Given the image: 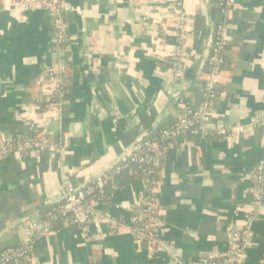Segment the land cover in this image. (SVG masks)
<instances>
[{"label": "crops", "instance_id": "1", "mask_svg": "<svg viewBox=\"0 0 264 264\" xmlns=\"http://www.w3.org/2000/svg\"><path fill=\"white\" fill-rule=\"evenodd\" d=\"M178 2L187 28L181 57L187 69L180 82L173 77ZM66 5L68 92L56 118L43 117L37 107L45 96L36 82L57 60L51 17L45 11L20 13L0 0V141L38 127L60 145V153L1 159L0 244L26 245L23 221L60 199L62 178L84 185L115 167L139 134L177 117L173 98L187 99L195 110L205 100L200 83L219 16L210 0H66ZM226 35L232 46L211 122L246 126L264 114V0H237ZM155 95V104L131 116ZM207 131L206 137L181 138L162 163L158 253L146 251L125 229L63 225L33 246L31 264H193L221 253L229 229L244 225L253 172L264 158V130L224 138L213 135L214 127ZM141 194V182L133 181L110 191L98 211L128 226L129 209ZM251 232L241 264H264V209Z\"/></svg>", "mask_w": 264, "mask_h": 264}, {"label": "built area", "instance_id": "2", "mask_svg": "<svg viewBox=\"0 0 264 264\" xmlns=\"http://www.w3.org/2000/svg\"><path fill=\"white\" fill-rule=\"evenodd\" d=\"M9 6L20 13L38 11L48 12L53 24L52 44L57 60L48 66L44 75L39 77L36 85L41 89L45 99L38 103V109L45 103L42 116L50 115L58 118L65 103L67 89L65 76L67 73L66 53L71 38L64 20L66 12L65 0H8ZM237 0H218L215 8L222 21L216 26L211 41L209 55L206 59L207 79L203 85L204 103L198 110L191 111L187 107L181 109L176 121L167 128L161 129L152 137L137 141L125 153L119 163L97 175L86 185L73 186L66 177L61 180L60 194L64 199L45 209L36 219H25L23 231L27 236V244L20 248H6L0 252V264H31L32 248L43 242L53 231V226L61 221L64 225H71L79 229L92 227L95 230L106 225L111 232H126L139 245L145 242V250L155 255L161 249L163 219L159 209V186L161 180L153 182L150 177L161 171V165L168 149L173 148L177 139L187 133L208 136L207 126L214 125V136L229 137L246 129L261 128L264 130V114H259L249 120L246 126L232 125L224 121L211 122V107L219 98L217 94L218 79L225 66L224 51L232 40L226 35V24ZM179 15L176 21L177 43L175 57L174 80L180 82L184 77L186 65L181 61L183 43L186 38V17L183 12V2H178ZM164 43L161 42V45ZM160 45V46H161ZM181 84V83H180ZM60 145L52 142L38 127H32L30 135H19L0 141V160L9 155L34 154L40 151L60 153ZM130 165L141 168L142 194L139 202L129 209L128 226L116 221L109 213L98 211L103 204V193L109 186L111 191L117 187L112 185L115 175ZM161 175V172H160ZM152 185V187H151ZM251 203L247 208V216L243 226L232 227L227 233L225 249L221 253H211L193 264H241L251 245V224L264 209V158L253 172V186L251 188ZM145 224V226H143Z\"/></svg>", "mask_w": 264, "mask_h": 264}, {"label": "trees", "instance_id": "3", "mask_svg": "<svg viewBox=\"0 0 264 264\" xmlns=\"http://www.w3.org/2000/svg\"><path fill=\"white\" fill-rule=\"evenodd\" d=\"M217 2L218 0H210V4L213 5L215 7V5H217ZM222 19L220 16H217L216 17V20L214 21V34H215V30H216V26L219 25L221 23ZM232 46V43H229L227 45V47L225 48V51H224V60H225V66L222 68L221 72L223 71V69H226L227 66H226V52L229 50V48ZM203 79L200 83V86H201V90L203 92V85L207 79V65L205 66V69L203 70ZM66 80V79H65ZM67 82V81H66ZM220 87H217V94L220 95L221 93V89H219ZM66 89H67V92H68V88H67V84H66ZM204 93V92H203ZM45 103H42L41 106H40V111H44V106ZM176 108H177V111L178 114L181 113V109L183 107H187L188 110L191 109V111H194L195 109L191 107V105L188 103L187 99H184V100H179L178 102H176L175 104H173ZM177 114V115H178ZM176 121V118L175 117H171V118H168L166 119V121H163V123L161 125H159L155 130L154 132L149 135L148 137H152L154 136L155 134L158 133L159 130L161 129H164V128H167L169 127L170 125H172V123H174ZM201 135L200 134H191V133H187L185 135H182L180 136L175 145L177 144V142L181 139V138H192V139H198ZM147 137V138H148ZM201 137H204V136H201ZM206 137V136H205ZM162 166V165H161ZM161 170V169H160ZM161 172V171H160ZM160 172L157 171L154 175H152L150 177V181H153V182H156V181H159L161 176H160ZM142 173H141V168L136 166V165H130L128 166L127 168H125L124 170H122L118 175H115L113 177V180H112V185L117 187V188H122V187H125L127 185H129L130 183H132L133 181H142ZM110 185H108L106 188H105V191L103 193V203H104V200L108 199V196H109V193H110V188H109ZM152 187V185H151ZM45 209L41 211L40 215L41 216L43 213H44ZM64 224L61 223V221H59L58 223H56L54 226H53V231L58 229L59 227H62ZM145 226V224L143 225ZM143 248H145V242L142 244ZM21 245L17 242V241H9L8 243H2L0 244V252L3 251L4 249L6 248H20Z\"/></svg>", "mask_w": 264, "mask_h": 264}, {"label": "water", "instance_id": "4", "mask_svg": "<svg viewBox=\"0 0 264 264\" xmlns=\"http://www.w3.org/2000/svg\"><path fill=\"white\" fill-rule=\"evenodd\" d=\"M65 5H66V0H65ZM66 8H67V5H66ZM210 46H211V42H210ZM210 48V47H209ZM185 89V88H184ZM183 89V90H184ZM182 90V91H183ZM180 93H182V92H180ZM157 101V97H156V95H155V97H152V98H147L146 99V101H144L142 104H140L138 107L136 106V109L134 110V112L132 113V117L134 116V117H138V116H140L142 113H144L146 110V108H149V107H151V105H153V104H155V102ZM176 102H178V98H173L172 99V104H175ZM263 111H264V109H263ZM256 116V115H255ZM253 117H251L250 119H252ZM136 122V121H135ZM139 121L137 120V123H138ZM159 122V121H158ZM214 127V125H209V126H207V128L208 129H212ZM156 129V126H153L152 127V129L151 130H149V131H145V132H142L141 134H139V136H138V139H137V141H140V140H142V139H145V138H147L149 135H151L153 132H154V130ZM136 143V142H135ZM1 161V160H0ZM99 175V174H98ZM97 176V175H96ZM95 176V177H96ZM95 177H93V178H91L87 183H85L84 185H86V184H88L89 182H91ZM66 177H63L62 179L64 180ZM64 199V197H61L60 196V199H58L57 201H55L54 203H52V204H50L51 206H53V205H56V204H58V203H60L62 200ZM50 205L49 204H47L46 206V208L45 209H47L48 207H50Z\"/></svg>", "mask_w": 264, "mask_h": 264}]
</instances>
